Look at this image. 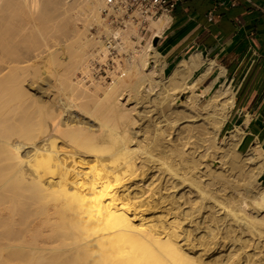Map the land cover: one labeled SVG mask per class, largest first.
<instances>
[{"label":"bare ground","instance_id":"6f19581e","mask_svg":"<svg viewBox=\"0 0 264 264\" xmlns=\"http://www.w3.org/2000/svg\"><path fill=\"white\" fill-rule=\"evenodd\" d=\"M102 4L0 0V264H239L250 234L264 245L255 215L264 206V150L240 152L239 133L219 138L235 102L230 82L199 91L194 56L166 71L152 38L169 14L149 22L155 33L112 81L79 77ZM32 27L58 41L33 54L19 41ZM40 66L53 84L34 80ZM29 94L37 126L21 127L18 105ZM164 106L169 113L158 115ZM218 157L227 170L213 167ZM219 236L230 240L218 259Z\"/></svg>","mask_w":264,"mask_h":264},{"label":"crops","instance_id":"0c3cea01","mask_svg":"<svg viewBox=\"0 0 264 264\" xmlns=\"http://www.w3.org/2000/svg\"><path fill=\"white\" fill-rule=\"evenodd\" d=\"M169 15L156 37L166 71L194 56L199 91L229 81L235 102L220 136L239 133L240 152L264 150V0H183Z\"/></svg>","mask_w":264,"mask_h":264},{"label":"built area","instance_id":"2783aa9c","mask_svg":"<svg viewBox=\"0 0 264 264\" xmlns=\"http://www.w3.org/2000/svg\"><path fill=\"white\" fill-rule=\"evenodd\" d=\"M182 1L103 0L101 25L93 27L96 40H102L103 45L97 43L92 48L86 73L80 72L79 77L101 83L112 80L119 66L130 59L143 43L146 44L151 36H148L149 22L172 13ZM105 26L110 29L108 33ZM131 30H136V33H130Z\"/></svg>","mask_w":264,"mask_h":264},{"label":"rangeland","instance_id":"374dc122","mask_svg":"<svg viewBox=\"0 0 264 264\" xmlns=\"http://www.w3.org/2000/svg\"><path fill=\"white\" fill-rule=\"evenodd\" d=\"M78 19H76L75 21H77ZM77 23V24H76ZM75 23V25H78V27H80L81 29H83V28H85L84 26H85V24H84V22L82 23V21L80 20H78L77 22ZM96 24H94V25H92V26H90V29L86 32V35H87V37L89 38V40H90V47H89V52H91V50H92V48L95 46V45H97V43H98V40L96 41L95 39H96V36H95V32H94V29H93V27L95 26ZM98 26H100V25H98ZM41 29H42V25H41V27H40ZM31 29V28H30ZM27 30V29H26ZM36 30V29H34L33 27H32V29L29 31L28 30V33L26 32V31H24V29H22V31H24V32H26V33H22V35L20 34V42H21V44H22V41H23V45H24V47L26 46V44L29 46H32L31 48H33L34 47V52H33V54L35 53V52H37L38 54H40V53H42L45 49L44 48H46V44L48 43L49 45H52L55 41H58V40H55V39H58V38H56V36H52V37H49L48 39H46V38H44L45 37V35L43 34L44 32H42V31H46L45 30V28H43V30L41 31H34ZM21 31V30H20ZM21 31V32H22ZM20 32V33H21ZM30 32V33H29ZM42 32V36H40V34L39 33H41ZM155 32H154V30L152 29V28H150V32L148 33V36H150L149 38H151L152 36H153V34H154ZM30 34V35H29ZM67 34H69V33H66V35ZM24 36V37H23ZM28 36V37H27ZM32 36V37H31ZM40 36V37H39ZM93 36H95V38L93 37ZM147 36V37H148ZM26 37V38H25ZM27 38H29V39H27ZM54 38V39H53ZM148 38V39H149ZM26 39L28 40V41H26ZM33 39V40H32ZM44 39V40H43ZM92 39V40H91ZM147 39V38H146ZM31 40V41H30ZM18 41V42H19ZM30 41V42H29ZM41 41H43V42H41ZM46 41V42H45ZM92 41H94V42H92ZM95 41H96V43H95ZM100 41V40H99ZM25 42V43H24ZM45 42V43H44ZM95 45H94V44ZM20 44V43H19ZM144 44V43H143ZM22 46V45H21ZM35 48L36 49H38V50H36L35 51ZM13 49V48H12ZM10 49V50H8L10 53H12V54H14V53H19V50L18 49ZM22 52H24L23 50L22 51H20V53H22ZM37 53L35 54V55H37ZM32 54V53H31ZM32 54V55H33ZM30 56V55H29ZM29 56H27V57H29ZM32 57L30 56V59H31ZM34 58V57H33ZM39 57H37V56H35V58L34 59H32V60H35V59H38ZM38 61V60H37ZM88 63V62H87ZM126 64V63H125ZM124 64V67H126V65ZM45 66H40V67H38V68H36V72H37V74H38V76H33L32 75V77H34V80L36 81V82H39L40 80L41 81H43V82H45V83H52L53 84V80L51 81L49 78H50V75H49V73H48V71H46L45 70ZM42 70H43V73H42ZM46 72V73H45ZM78 75H79V73H78ZM31 76V75H30ZM39 77V78H38ZM52 77H55V76H53L52 75ZM125 78H126V80H128V82L130 81H133L134 80V78H135V75L133 74V73H127V74H125ZM110 81H112V80H110ZM110 81H108V82H110ZM108 82H105V84L106 83H108ZM100 84H104V83H101V82H99ZM80 93V92H79ZM186 96V93H184V95H183V97H185ZM32 97H34V96H30V94H29V97H23L22 98V100H20V101H22V103L19 101V104H21L20 106L18 105V113H21V117L19 116V118H21L20 120V122H21V124H20V126L23 124V126H21V127H32V126H37V119H38V117H37V115H39V106H38V103L36 102V99H34V98H32ZM30 98H31V100H30ZM24 99H25V101H24ZM30 101H35V103L37 104H33L32 102H30ZM30 102H28V101ZM24 101V102H23ZM26 102H28L27 104H26ZM26 104V105H25ZM30 104H32L33 106L30 108L29 106H30ZM34 105H35V107H34ZM23 106V108H21ZM27 106V107H26ZM34 107V108H33ZM26 108V109H25ZM33 108V109H32ZM24 109V110H23ZM21 110H23V113H24V111L26 110V112H27V110H29V111H32V112H30V114L28 115L26 112V114L24 115V114H22V112H21ZM169 110H170V107L169 106H164L163 107V111H160V112H158L157 114L158 115H162L164 112H166V113H169ZM37 112V113H36ZM157 114H156V116H157ZM19 115V114H18ZM32 115H34V116H32ZM28 116V117H27ZM32 116V117H31ZM18 117V116H17ZM31 117V118H30ZM37 117V118H36ZM19 118H18V120H19ZM27 120H26V119ZM33 118H34V121H33ZM24 119V120H23ZM28 119H32V120H29V122H27L28 121ZM36 119V120H35ZM25 120H26V122L28 123V124H26L25 123ZM33 121V122H32ZM18 123V122H17ZM24 124L26 125V126H24ZM30 124V125H29ZM34 124V125H33ZM226 127H224L223 128V132H225L226 131ZM224 135H222V136H220L219 135V138L220 137H223ZM58 142H60V145H62V143H61V141H60V139L58 140ZM62 148H64L65 146L64 145H62L61 146ZM25 149H27V148H25ZM201 150V149H200ZM22 151H23V149H22ZM216 160L213 162V167L214 168H218V169H220V170H222V166H224L223 164H221V158H215ZM218 159H221V160H218ZM216 164V165H215ZM218 166V167H217ZM221 167V168H220ZM227 166H225V169L227 170V168H226ZM225 169L223 168V170L222 171H225ZM263 180H264V177H263ZM228 191H230V190H228ZM8 205H10V202L8 203ZM259 211V212H258ZM260 213V215L261 216H259L258 214ZM255 215L257 216V218L258 217H260V218H258L259 220H264V206L262 205V203H261V206L259 205V208H257V210H256V213H255ZM257 219V221H258V226L259 227H261V228H264V222L263 221H259ZM259 233H262L261 232V230H259ZM236 234L237 235H239V233H237L236 232ZM235 234V235H236ZM250 233H248V235H249ZM247 235V232L246 233H244V234H241V236H243L242 238H244L243 240L244 241H242L241 240V242H245V240L247 239L248 240V238H249V236ZM248 236V237H247ZM255 236V235H254ZM254 236H251V234H250V238H252V242L250 241V244L248 243L247 244V241H246V247L248 248H243L240 252H238V254H240V255H243L244 257H242L241 256V258H240V256L238 257V259H240V263L239 264H248L249 263V261L251 260V261H255V263L256 264H263L262 262H263V256H264V245L261 247V248H258V245L260 244L258 241L260 240V238L259 237H254ZM259 239V240H258ZM230 240V239H229ZM229 240L228 239H223V237H221V236H219L218 238H217V246L215 247V249H213L212 251H214L213 253L215 254V257H217L216 255H218V259H219V257L221 258V257H224V256H226V254H227V247H228V244H229ZM253 240H254V242H253ZM228 242V243H227ZM259 243V244H258ZM252 244V245H251ZM258 244V245H257ZM247 245H249V246H247ZM262 245V244H261ZM251 249V250H250ZM249 250H250V252H249ZM259 250V251H258ZM257 251V252H256ZM244 252H245V254H244ZM243 253V254H242ZM220 255V256H219ZM263 258V259H262ZM261 259V260H260ZM250 261V262H251ZM232 264H235V262L234 263H232Z\"/></svg>","mask_w":264,"mask_h":264},{"label":"water","instance_id":"95a60500","mask_svg":"<svg viewBox=\"0 0 264 264\" xmlns=\"http://www.w3.org/2000/svg\"><path fill=\"white\" fill-rule=\"evenodd\" d=\"M157 41H158V39H157V38H155V41H154V42L156 43Z\"/></svg>","mask_w":264,"mask_h":264}]
</instances>
